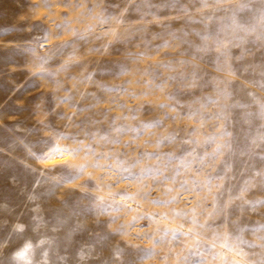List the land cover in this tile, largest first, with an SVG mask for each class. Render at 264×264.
<instances>
[{
  "label": "rangeland",
  "instance_id": "1",
  "mask_svg": "<svg viewBox=\"0 0 264 264\" xmlns=\"http://www.w3.org/2000/svg\"><path fill=\"white\" fill-rule=\"evenodd\" d=\"M262 15L264 0H0V264H262ZM50 138L78 151L38 158ZM60 161L87 167L57 186Z\"/></svg>",
  "mask_w": 264,
  "mask_h": 264
},
{
  "label": "snow or ice",
  "instance_id": "2",
  "mask_svg": "<svg viewBox=\"0 0 264 264\" xmlns=\"http://www.w3.org/2000/svg\"><path fill=\"white\" fill-rule=\"evenodd\" d=\"M198 2L203 4L205 7L207 6V0H198ZM261 19L264 20V15H262ZM58 27H60L62 29L64 27H67V22L65 24L58 25ZM77 39H85V37L82 34H80L79 32H77ZM72 43H75V41L66 42V45H62L60 47L71 46ZM130 55H132V54H130ZM133 58H135V56ZM240 58L242 59L243 57H240ZM118 70L122 73V71L127 70V66L126 65H121V66H119ZM261 86H264V83H262ZM259 116H260L261 119H264V104H262L260 106ZM226 134L228 136L232 135L230 132L226 133ZM63 135H67V134H63ZM209 139H213V138L210 137ZM189 142H191V141H186V143H189ZM259 142H260L261 145H264V135H261L259 137ZM196 143H199V141H196ZM252 143L256 144V141L253 140ZM225 147H227V148H229L231 150V147H232L231 141H228V142H226L224 144H218L217 148L214 150V152L211 153V156L218 158V156L223 153ZM49 149L50 150L47 151V152L40 153L38 158L43 159V160H48V159H51L53 156L63 155L65 152L75 153V152L78 151L77 149H73V148L68 147V146L61 147L60 145H56L54 139H51V138H50V142H49ZM80 150H82V149H80ZM245 151L251 152L252 151L251 146H249L246 150H242L240 152V155H244ZM30 154L33 155V156H36L35 153H30ZM93 154H95V153H93ZM232 154H235V153L233 152ZM107 155L108 154H103V156H107ZM207 155H209V154L205 153V156H207ZM262 159H264V157H262ZM138 162L139 161L137 160V161L132 162L131 164H128L127 161H121L119 167L124 168L125 171H128L129 169L134 168L136 163H138ZM95 165L99 166V167H104L103 165H100L99 159H97V161L95 162ZM53 167H60L61 169H63L62 175L59 178L45 176L44 179L45 180H53V181H55L56 185L59 186L62 183L66 182L68 179H78L83 174V171L87 167V165H85V164L72 165V164L68 163L67 161H60L58 163V165H55ZM112 167H117V166L113 165ZM230 170H231V164L227 160H225L224 162H222V165H221V172L223 173V175H219L218 174L217 178L223 180L224 178L227 177V174H228V172ZM142 171H146V169H142ZM161 174H163V173H161ZM257 175H260L261 177H264V171L258 172ZM177 178H178V176L176 174H174L171 177V179H174V180H176ZM180 183H181V187L183 189V188H185L187 186L188 182L187 181H181ZM217 187L223 188V184H219V185H217ZM262 188H264V185H262ZM179 195L180 194L178 193L177 197H173L171 199L176 200L179 197ZM222 195H223V193H219L218 197L222 196ZM94 199H98L99 201H101V203L94 204V208L97 211H99L102 208L103 198L100 197V198H94ZM235 199H243V193H241L239 196L231 197L223 205L222 208L218 209V213L217 214H221L222 217H223L221 223H227V221H228V208H229V205H231ZM218 202L219 201L217 199L216 203H218ZM245 203L247 204V203H251V202L245 201ZM260 203L264 204V201H261ZM241 209H242V206H237V210H241ZM193 211H195V209H193ZM185 215H187V213H185ZM193 222H197V221H195L194 217H193ZM232 223L236 225L235 238L242 240V235H240V234L244 231V228L247 227V226L246 225H240L237 221H232ZM257 223L259 225V230L264 232V223H259V222H257ZM203 226L204 225H201V227H203ZM209 226H212V225H209ZM217 227H218V225H217ZM16 231H23V225H17L16 226ZM116 231L118 233L120 231V229H117ZM167 231H169V230L165 229V232H167ZM171 231L179 232V231H181V229L177 228V229H173ZM221 235H223L224 244L226 246H228L229 248H238V245H234L229 240V237L233 236V233H224V234L217 233V236H221ZM260 239L264 240V235H261ZM41 243H43V241ZM27 247L30 248L31 245H27ZM212 247L215 248V244H213ZM259 247H264V244L259 245ZM145 251H151L153 254H155V250L154 249H151V250L141 249L140 250V254H141L140 258H146L143 255ZM122 252H123V249H119L118 248L116 250L115 254L119 255ZM23 255H24V252H18L16 254L17 257H21ZM81 258H83V256H81ZM129 264H135V261H129ZM201 264H205V262L202 261ZM225 264H237V262L229 261V260L225 259ZM262 264H264V262H262Z\"/></svg>",
  "mask_w": 264,
  "mask_h": 264
}]
</instances>
